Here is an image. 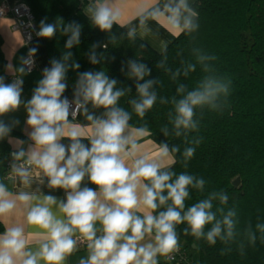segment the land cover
<instances>
[{"label": "clouds", "instance_id": "9594fccd", "mask_svg": "<svg viewBox=\"0 0 264 264\" xmlns=\"http://www.w3.org/2000/svg\"><path fill=\"white\" fill-rule=\"evenodd\" d=\"M92 25L111 33L113 26L126 29L124 38L135 42L153 33L150 21L164 27L173 36L192 35L199 28L198 12L190 0H154L141 5L136 13L138 24L122 23V8L117 0H88L84 8ZM67 36L66 49L80 43L82 26L73 21L63 24L42 19L36 35L51 39L57 32ZM30 38V37H29ZM114 43L115 35L111 36ZM93 44L88 54L93 65L104 57L98 56ZM107 48V45H102ZM143 47V45H142ZM168 42L161 41L162 59L156 67L168 74L175 83V95L161 96L160 78L146 79L151 69L138 59L126 62V75L135 81L136 96L127 101L131 111L121 106V99L131 88L117 87V80L106 71H85L78 74L70 101L64 93L68 87L67 73L78 70L66 51L51 67L43 69L31 98L22 100L23 79L35 66L37 47L20 58V66L9 70L19 73L11 83L0 76V117L24 107L27 119L26 135L30 143L10 136L18 120H0V140L13 144L8 183L0 180V222L18 209L25 214L24 224H6L0 232V264H68L69 257L83 248L86 255L77 264H160L175 259L180 251V233L203 240L209 246L219 241L224 247L220 255L232 252L233 245L241 255L246 246H254L259 239L264 243V223L255 228L249 222L241 229L238 209L226 207V191L208 192L205 198L188 206L191 190L203 194L206 180L187 171L172 170L180 154L184 168L194 157L203 137L199 133L205 110L222 113L229 104L232 80L214 67L215 55L199 47H192L193 59H181V67L173 70L167 65ZM182 56V51L177 52ZM202 75L189 86L180 82L195 73ZM124 71V68L121 69ZM171 105L168 125L160 131L164 137H183V151L179 145L162 142L155 156L140 151L139 140L147 126L133 131V114L143 119L156 103ZM99 112V114H97ZM71 115L72 119H69ZM83 116L87 123L77 122ZM68 140L64 144L62 140ZM87 140L86 145L83 141ZM85 178L96 189L82 186ZM50 190L62 189L65 199L45 194L38 186ZM219 207H214V202Z\"/></svg>", "mask_w": 264, "mask_h": 264}, {"label": "trees", "instance_id": "16d2710c", "mask_svg": "<svg viewBox=\"0 0 264 264\" xmlns=\"http://www.w3.org/2000/svg\"><path fill=\"white\" fill-rule=\"evenodd\" d=\"M30 7L35 22L55 23L57 20L68 24L73 21L82 26L80 43L71 49L65 48L67 36L57 32L51 39L45 40V49L49 61L59 60L66 51L72 53V60L80 64L78 70L70 69L67 82L75 84L78 74L85 71H106L110 78L117 80V87L131 88L128 96L121 99V106L131 111L127 101L136 96L135 81L126 75V62L138 59L151 69V75L146 79L160 78L163 83L158 87L159 95L171 97L175 95L176 85L168 74L156 67L162 59L160 51L154 50L137 37L135 42L124 38L126 30L117 25L111 33L100 31L94 27L89 17L84 13L85 2L81 0H24ZM193 6L198 12L199 28L192 35L176 36L167 49V65L175 70L181 67V59H193L190 55L192 47H199L209 55H215L214 67L221 75H227L232 80L229 104L222 113L205 110L201 120L199 133L191 136L203 137L202 143L196 148L194 157L183 167L180 154L172 170L176 173L187 171L206 180L203 194L191 190V199L186 204L205 198L208 192L226 191L229 195L228 205H235L240 220L239 227L243 229L249 222L255 228L257 222L264 223V0H196ZM115 35L113 43L111 36ZM93 44H99L96 52L104 59L98 64H91L88 54ZM107 45V48L102 45ZM143 45V47H142ZM2 37L0 36V75L4 73L6 60L2 52ZM182 51V56L177 52ZM122 67L124 71H122ZM202 75L197 66L195 73L188 78L181 77L183 82L193 87ZM171 105H161L159 102L146 113L143 119L135 114L130 123L134 128L146 125L148 133L157 144L167 142L179 145L181 152L185 145L183 137H164L160 129L168 124V112ZM6 123V122H5ZM10 136L22 137L12 130ZM10 149L7 138L0 140V180L4 181L8 166ZM239 177L238 186L233 181ZM214 202V207H219ZM180 225L181 249L186 254V263L192 264V254H196L199 264H264V243L259 239L254 246H246L245 254L241 255L233 245L231 253L220 255L224 247L219 241L215 246H209L205 241H196L192 236H184ZM3 225L0 222V232ZM195 245V248L192 245ZM184 263V264H186ZM160 264H166L160 262Z\"/></svg>", "mask_w": 264, "mask_h": 264}, {"label": "crops", "instance_id": "0c3cea01", "mask_svg": "<svg viewBox=\"0 0 264 264\" xmlns=\"http://www.w3.org/2000/svg\"><path fill=\"white\" fill-rule=\"evenodd\" d=\"M4 0H0V3ZM10 4H14L19 1L24 0H6ZM196 0H190V3L193 4ZM154 0H117L118 5L122 8L123 15H122V23H127L131 21L133 25L138 24V19L136 18V13L138 8L143 4H150L153 3ZM87 3L85 4V6ZM84 6V8H85ZM83 8V11H84ZM85 13V11H84ZM149 26L152 28L153 33L144 37L141 39L138 35V38H140L142 41L147 43L150 47H152L154 50L159 51L160 48V42L167 41L168 44L176 37L171 35L168 31L165 30L164 27H161L154 21L149 22ZM126 30V29H125ZM0 36L2 37V52L4 55V58L6 60V65L4 69V73L0 76H3L5 79V83L7 81V78L11 75H19V73H14V71L9 70L8 65L11 64L13 69H16L20 66V58L26 57L27 53L30 48L37 47V52L34 57L36 62V67L33 71L30 73H26L22 79L24 82L23 86V92H22V100L27 102L32 94L33 89L37 86V83L40 79L43 78L42 72L43 69L46 67H51L50 61L48 59L46 49H45V40L44 38H34L32 41H30L28 44L24 43L22 36L16 28L13 26V19L9 16L6 17H0ZM68 87L64 93V96H66L69 99H73V88L75 84L68 83ZM99 114V112H97ZM27 119V114L23 106H21L17 111L11 112L8 114H5L3 117H0V120H4L6 123L12 121V120H18L19 124L13 128V130L19 132L22 137L18 136H12L14 139H20L25 141L24 147L27 148L30 141L28 140V136L26 135V124L25 121ZM70 119V118H69ZM71 120V119H70ZM77 122L80 123H87L84 121L83 116L77 117ZM137 128L133 127V131L135 132ZM64 144H68V140H62L61 141ZM86 145L88 144L87 140L83 141ZM140 143V151L142 153L149 154L150 156H155L157 153V143L152 140L148 132H145L142 136V138L139 140ZM7 144L10 149V153H12L15 149L13 147V144L9 143V140L7 139ZM4 182L8 183L9 187L15 191L16 189L12 187V184L7 180V177L4 178ZM88 186L90 188L96 189V186L89 183L87 178H85L84 184L82 186ZM40 187L41 190L45 194H52L56 196L58 199H65V193L62 189H56V190H50L45 185H37L34 183L32 185L33 190L36 187ZM3 225V230L6 224H24L25 223V214L21 210H17L13 213L12 216L7 218L5 221L1 222ZM181 243V240H180ZM86 255V252L83 248L80 249L79 252L74 253L71 257H69L68 264H77V261L79 257ZM192 264H199L198 258L196 254H192ZM160 262H165L166 264H177V263H171L168 261H165L164 258L160 259Z\"/></svg>", "mask_w": 264, "mask_h": 264}, {"label": "built area", "instance_id": "2783aa9c", "mask_svg": "<svg viewBox=\"0 0 264 264\" xmlns=\"http://www.w3.org/2000/svg\"><path fill=\"white\" fill-rule=\"evenodd\" d=\"M81 2L88 3V0H81ZM6 16H9L13 19V26L17 30H19L24 43L28 44L34 38L38 37L36 35V32L39 30V27L37 26L35 22L34 15L29 5L25 1H19L14 4H10L6 0L2 1L0 3V17H6ZM35 67H36V62H35V66L32 69V71L35 69ZM15 78H16V75L9 76L7 78L6 83H11ZM23 86H24V82H23L22 87ZM69 100L71 101L72 99H69ZM69 118L72 119L71 115L69 116ZM10 162H11V153H10L9 159L6 161L8 170L6 172L5 177H7V173L10 170L9 168ZM186 261H187L186 254L180 248V251L175 254V259L168 261V262L184 264L186 263Z\"/></svg>", "mask_w": 264, "mask_h": 264}, {"label": "water", "instance_id": "95a60500", "mask_svg": "<svg viewBox=\"0 0 264 264\" xmlns=\"http://www.w3.org/2000/svg\"><path fill=\"white\" fill-rule=\"evenodd\" d=\"M239 182H240V178L237 177L232 183L234 186H238ZM192 247L195 248V245L193 244Z\"/></svg>", "mask_w": 264, "mask_h": 264}]
</instances>
